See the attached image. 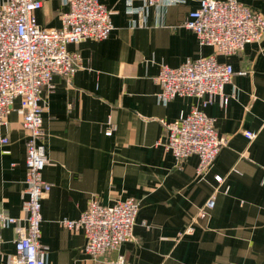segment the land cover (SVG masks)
I'll return each instance as SVG.
<instances>
[{"label":"crops","instance_id":"obj_1","mask_svg":"<svg viewBox=\"0 0 264 264\" xmlns=\"http://www.w3.org/2000/svg\"><path fill=\"white\" fill-rule=\"evenodd\" d=\"M7 0H0V6ZM114 26L103 41L71 44L80 68L67 80L54 76L44 92L43 142L48 163L43 180L52 186L42 200L40 245L48 264H112L117 254L132 264H264V36L233 56L201 46L183 27L202 0L146 6L134 0H99ZM36 12L42 28L59 29L66 0H42ZM264 16V0H239ZM143 12V13H142ZM216 56L235 75L202 110L229 142L206 174L199 157L179 164L164 147L172 123L198 100L178 97L161 102V66L179 68L189 59ZM0 125V211L17 220L0 226V264L16 253L18 229L26 227V143L23 113L15 103ZM112 130V135L107 132ZM256 134L249 141L244 132ZM216 176H222L219 184ZM215 196V207L206 209ZM133 198L140 203L135 240L118 252L91 257L82 230L63 220H78L89 202L104 206ZM208 213L204 218L200 212ZM193 227L194 233L185 234Z\"/></svg>","mask_w":264,"mask_h":264},{"label":"built area","instance_id":"obj_2","mask_svg":"<svg viewBox=\"0 0 264 264\" xmlns=\"http://www.w3.org/2000/svg\"><path fill=\"white\" fill-rule=\"evenodd\" d=\"M134 0H127L132 6ZM146 6H169L181 0H141ZM68 12L62 16L59 29L42 28L36 12L42 0H7L0 6V125L7 124L9 115L18 102L23 113L22 126L28 133L26 143V227L18 229L16 253L9 264H48L47 252L40 245L42 200L52 186L42 178L48 163L43 142V107L45 90L54 76L70 80L80 68V55L68 50L86 40L103 41L114 29L110 11L99 0H66ZM143 13V12H142ZM183 27L193 32L201 46L215 48L219 55L233 56L264 36V16L239 0H202L199 9L191 12ZM235 72L232 65L220 63L216 56L189 59L179 68L161 66L157 81L161 86L158 99L167 103L174 99L198 100L188 114H182L172 123L163 122L168 136L164 147L181 164L190 156L199 157L198 172L206 174L213 166L227 137L220 136L215 120L202 110L221 100L227 106L230 97L223 90L232 83ZM112 135V130L107 132ZM253 141L256 134L245 131ZM7 144V138H1ZM219 184L222 176H216ZM215 207V196L206 204L207 210ZM140 203L129 198L112 206L96 200L89 202L87 210L78 220H63L70 231L82 230L87 243L85 253L91 257L111 254L135 240L134 227ZM208 213L200 212L204 218ZM17 220L0 211V226L9 228ZM194 228L186 229L191 235ZM112 264H132L117 254Z\"/></svg>","mask_w":264,"mask_h":264}]
</instances>
